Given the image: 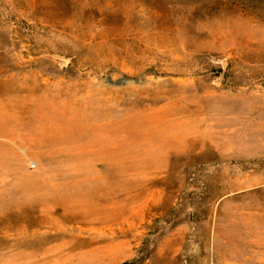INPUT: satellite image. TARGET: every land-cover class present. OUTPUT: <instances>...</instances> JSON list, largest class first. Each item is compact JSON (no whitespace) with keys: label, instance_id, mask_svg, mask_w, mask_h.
Returning a JSON list of instances; mask_svg holds the SVG:
<instances>
[{"label":"rangeland","instance_id":"1","mask_svg":"<svg viewBox=\"0 0 264 264\" xmlns=\"http://www.w3.org/2000/svg\"><path fill=\"white\" fill-rule=\"evenodd\" d=\"M264 264V0H0V264Z\"/></svg>","mask_w":264,"mask_h":264},{"label":"trees","instance_id":"2","mask_svg":"<svg viewBox=\"0 0 264 264\" xmlns=\"http://www.w3.org/2000/svg\"><path fill=\"white\" fill-rule=\"evenodd\" d=\"M120 264H135V262L134 261H124V262H122Z\"/></svg>","mask_w":264,"mask_h":264}]
</instances>
